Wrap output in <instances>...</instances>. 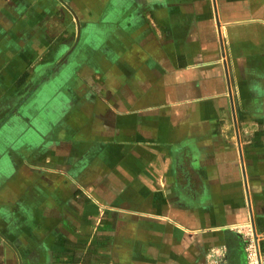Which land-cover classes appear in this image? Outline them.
<instances>
[{"label": "crops", "instance_id": "1", "mask_svg": "<svg viewBox=\"0 0 264 264\" xmlns=\"http://www.w3.org/2000/svg\"><path fill=\"white\" fill-rule=\"evenodd\" d=\"M264 254V0H0V264Z\"/></svg>", "mask_w": 264, "mask_h": 264}, {"label": "built area", "instance_id": "2", "mask_svg": "<svg viewBox=\"0 0 264 264\" xmlns=\"http://www.w3.org/2000/svg\"><path fill=\"white\" fill-rule=\"evenodd\" d=\"M247 264H264V254H260L255 242L251 239L247 241L246 246ZM211 264H221L219 261L214 260Z\"/></svg>", "mask_w": 264, "mask_h": 264}]
</instances>
